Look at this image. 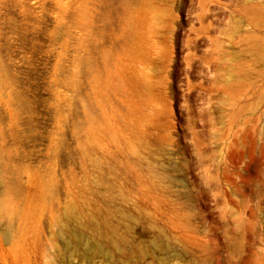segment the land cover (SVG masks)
Here are the masks:
<instances>
[{"label":"rangeland","instance_id":"obj_1","mask_svg":"<svg viewBox=\"0 0 264 264\" xmlns=\"http://www.w3.org/2000/svg\"><path fill=\"white\" fill-rule=\"evenodd\" d=\"M0 264H264V0H0Z\"/></svg>","mask_w":264,"mask_h":264}]
</instances>
